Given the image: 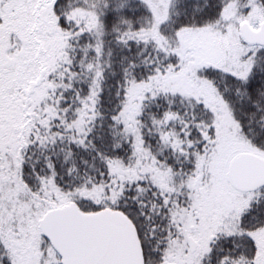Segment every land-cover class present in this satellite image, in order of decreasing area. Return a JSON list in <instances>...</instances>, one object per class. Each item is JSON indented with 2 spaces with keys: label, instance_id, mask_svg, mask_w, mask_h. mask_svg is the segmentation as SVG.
<instances>
[{
  "label": "snow or ice",
  "instance_id": "snow-or-ice-1",
  "mask_svg": "<svg viewBox=\"0 0 264 264\" xmlns=\"http://www.w3.org/2000/svg\"><path fill=\"white\" fill-rule=\"evenodd\" d=\"M0 264H264V0H0Z\"/></svg>",
  "mask_w": 264,
  "mask_h": 264
}]
</instances>
